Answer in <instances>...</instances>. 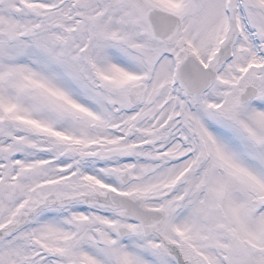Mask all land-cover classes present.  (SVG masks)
Returning a JSON list of instances; mask_svg holds the SVG:
<instances>
[{"label":"snow or ice","instance_id":"obj_1","mask_svg":"<svg viewBox=\"0 0 264 264\" xmlns=\"http://www.w3.org/2000/svg\"><path fill=\"white\" fill-rule=\"evenodd\" d=\"M0 264H264V0H0Z\"/></svg>","mask_w":264,"mask_h":264}]
</instances>
